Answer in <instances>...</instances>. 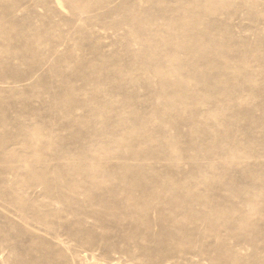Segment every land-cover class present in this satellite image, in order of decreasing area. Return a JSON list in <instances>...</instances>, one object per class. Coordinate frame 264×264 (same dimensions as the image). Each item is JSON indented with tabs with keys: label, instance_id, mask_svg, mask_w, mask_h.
Instances as JSON below:
<instances>
[{
	"label": "rangeland",
	"instance_id": "rangeland-1",
	"mask_svg": "<svg viewBox=\"0 0 264 264\" xmlns=\"http://www.w3.org/2000/svg\"><path fill=\"white\" fill-rule=\"evenodd\" d=\"M0 264H264V0H0Z\"/></svg>",
	"mask_w": 264,
	"mask_h": 264
}]
</instances>
